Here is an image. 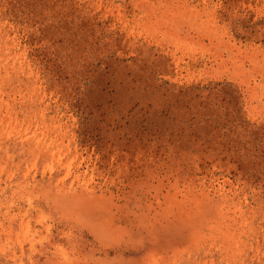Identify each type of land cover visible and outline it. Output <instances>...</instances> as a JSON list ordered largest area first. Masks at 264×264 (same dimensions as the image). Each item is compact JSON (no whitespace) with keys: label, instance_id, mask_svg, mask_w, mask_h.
<instances>
[{"label":"rangeland","instance_id":"1","mask_svg":"<svg viewBox=\"0 0 264 264\" xmlns=\"http://www.w3.org/2000/svg\"><path fill=\"white\" fill-rule=\"evenodd\" d=\"M0 264H264V0H0Z\"/></svg>","mask_w":264,"mask_h":264}]
</instances>
